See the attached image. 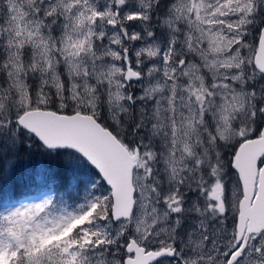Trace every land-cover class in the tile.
Instances as JSON below:
<instances>
[{
	"label": "snow or ice",
	"instance_id": "1",
	"mask_svg": "<svg viewBox=\"0 0 264 264\" xmlns=\"http://www.w3.org/2000/svg\"><path fill=\"white\" fill-rule=\"evenodd\" d=\"M0 264H264V0H0Z\"/></svg>",
	"mask_w": 264,
	"mask_h": 264
},
{
	"label": "trees",
	"instance_id": "2",
	"mask_svg": "<svg viewBox=\"0 0 264 264\" xmlns=\"http://www.w3.org/2000/svg\"><path fill=\"white\" fill-rule=\"evenodd\" d=\"M34 161H35V162H42V163L44 162V163H47V161L44 160L43 157H41V156H39V155H37L36 157H34ZM18 198H20V199L23 198L22 193L18 194Z\"/></svg>",
	"mask_w": 264,
	"mask_h": 264
},
{
	"label": "rangeland",
	"instance_id": "3",
	"mask_svg": "<svg viewBox=\"0 0 264 264\" xmlns=\"http://www.w3.org/2000/svg\"><path fill=\"white\" fill-rule=\"evenodd\" d=\"M37 163H42V162H37Z\"/></svg>",
	"mask_w": 264,
	"mask_h": 264
}]
</instances>
